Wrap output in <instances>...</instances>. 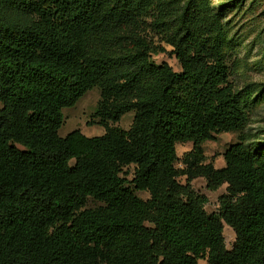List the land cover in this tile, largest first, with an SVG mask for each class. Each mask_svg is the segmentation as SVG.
I'll use <instances>...</instances> for the list:
<instances>
[{
    "label": "trees",
    "instance_id": "obj_1",
    "mask_svg": "<svg viewBox=\"0 0 264 264\" xmlns=\"http://www.w3.org/2000/svg\"><path fill=\"white\" fill-rule=\"evenodd\" d=\"M192 1L167 38L173 49L160 48L177 71L152 60L140 2L0 0V264H264L263 149L240 140L224 166L205 162L202 143L247 114L221 47L193 31ZM126 29L127 52L94 49ZM95 86L104 133L61 136L62 108ZM132 110L130 128L116 124ZM198 176L210 190L227 184L218 211L191 189ZM90 197L102 204L87 208ZM224 222L236 232L231 250Z\"/></svg>",
    "mask_w": 264,
    "mask_h": 264
},
{
    "label": "rangeland",
    "instance_id": "obj_2",
    "mask_svg": "<svg viewBox=\"0 0 264 264\" xmlns=\"http://www.w3.org/2000/svg\"><path fill=\"white\" fill-rule=\"evenodd\" d=\"M141 3V8L147 11L142 36L153 46L151 58L157 64L168 62L175 70H181L180 63L174 54L161 51V47L172 50L173 46L167 38L179 25V14L191 0H135ZM188 20L198 39L216 40L221 47L228 67V80L231 87L240 94L241 104L247 114L246 123L236 131L225 132L215 140L202 143L205 162H212L217 168L225 165L224 151L232 143L240 140L252 146H258L264 151V0H193L188 13ZM129 30H117L112 41L104 45L97 39L94 49L109 54H120L128 51L130 46ZM101 99V87L95 86L84 93L72 106L62 108L64 120L58 133L65 136L74 129H80L88 136L104 133V126L98 123L94 115L95 108ZM1 107V104H0ZM135 111L124 113L116 122L123 128H130ZM193 142H178L176 150L178 159L175 165L180 169L187 167L189 152ZM72 165L75 163L73 160ZM133 168H131L132 170ZM130 171V170H129ZM128 178H131L129 173ZM187 175H181L179 180L186 184ZM227 184L210 190L206 179L198 176L191 181V189L195 193L204 194L209 201L205 208L208 212L218 211L221 196L227 194ZM146 199L147 191H136ZM102 202L89 198L87 208H94ZM146 225L153 226L146 222ZM224 243L231 250L236 242V232L224 222ZM199 264H206L200 260Z\"/></svg>",
    "mask_w": 264,
    "mask_h": 264
},
{
    "label": "crops",
    "instance_id": "obj_3",
    "mask_svg": "<svg viewBox=\"0 0 264 264\" xmlns=\"http://www.w3.org/2000/svg\"><path fill=\"white\" fill-rule=\"evenodd\" d=\"M203 261H205V260H203Z\"/></svg>",
    "mask_w": 264,
    "mask_h": 264
}]
</instances>
